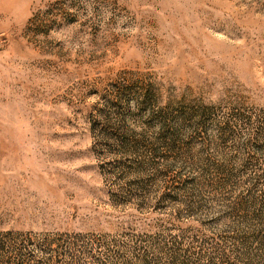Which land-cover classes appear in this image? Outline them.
<instances>
[{
	"label": "rangeland",
	"instance_id": "obj_1",
	"mask_svg": "<svg viewBox=\"0 0 264 264\" xmlns=\"http://www.w3.org/2000/svg\"><path fill=\"white\" fill-rule=\"evenodd\" d=\"M0 264H264V0H0Z\"/></svg>",
	"mask_w": 264,
	"mask_h": 264
}]
</instances>
